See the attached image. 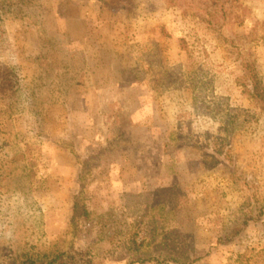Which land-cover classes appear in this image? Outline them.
Returning a JSON list of instances; mask_svg holds the SVG:
<instances>
[{"label": "rangeland", "instance_id": "rangeland-1", "mask_svg": "<svg viewBox=\"0 0 264 264\" xmlns=\"http://www.w3.org/2000/svg\"><path fill=\"white\" fill-rule=\"evenodd\" d=\"M5 69L0 264H264V0H0Z\"/></svg>", "mask_w": 264, "mask_h": 264}, {"label": "trees", "instance_id": "trees-1", "mask_svg": "<svg viewBox=\"0 0 264 264\" xmlns=\"http://www.w3.org/2000/svg\"><path fill=\"white\" fill-rule=\"evenodd\" d=\"M0 74L3 76V81L0 83L2 92H8V84H11V79L9 78V72L7 69L4 71L0 70ZM6 89V90H5ZM14 89V86L11 87ZM255 95L258 100L264 103V95L261 93L258 82H255ZM73 218L72 222L75 228H80L84 220L89 216V211L86 207L82 206L80 198L78 196L74 199L73 208ZM22 261L17 260L19 264H98L96 258L89 251L83 249H74L70 251H63L55 255L51 254H39V255H29L23 254L21 257ZM193 261L186 260L178 262V264H191ZM133 264V263H130Z\"/></svg>", "mask_w": 264, "mask_h": 264}, {"label": "clouds", "instance_id": "clouds-1", "mask_svg": "<svg viewBox=\"0 0 264 264\" xmlns=\"http://www.w3.org/2000/svg\"><path fill=\"white\" fill-rule=\"evenodd\" d=\"M15 61H16V59L14 58L13 61H12V63H15Z\"/></svg>", "mask_w": 264, "mask_h": 264}]
</instances>
